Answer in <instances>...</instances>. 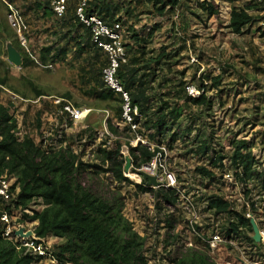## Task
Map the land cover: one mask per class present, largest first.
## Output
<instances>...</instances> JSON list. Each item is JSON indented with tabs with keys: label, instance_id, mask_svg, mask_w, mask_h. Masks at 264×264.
Masks as SVG:
<instances>
[{
	"label": "rangeland",
	"instance_id": "obj_1",
	"mask_svg": "<svg viewBox=\"0 0 264 264\" xmlns=\"http://www.w3.org/2000/svg\"><path fill=\"white\" fill-rule=\"evenodd\" d=\"M138 1L113 0L112 4L126 9L130 3V9H134L128 17L123 13L121 15L126 21L120 35L123 45L131 43L128 27L144 39L154 29L146 56L155 58L164 53L159 65L151 66L155 71L148 91L152 105L159 106V100L174 103L185 96L198 99L205 96L208 99L205 106L184 111L168 135L177 134L176 140L170 142L168 138L163 142L161 139L164 143L161 147L148 144L151 150L158 148L161 151L152 161L156 167L161 166L175 175L177 202L170 206L154 194L136 192L133 185L141 183L136 171L144 166L135 169L131 164L129 172L123 174L131 185H119L111 174L94 169H89L78 180L83 188L98 198L111 203L119 199L123 218L131 225L132 231L145 241L144 256L148 264H172L173 260L192 251L205 254L213 264H242V260L263 264L264 259L256 256V249L245 242L242 235L233 240L225 238L224 217L214 216L207 209V202L211 197L227 200L237 213L253 219L260 233L264 234V21L260 19L264 13L249 10L254 18L253 24L246 27L242 35H235L228 28L231 10L254 6L255 0H239L233 5L213 0L219 16L212 18L199 8V4L206 0H181L173 12L162 16L156 13L150 0ZM4 2L0 0V80L7 82L0 85V104L9 109L20 136L27 134L37 143L42 141L52 151L69 149L88 166H101L97 159L99 147L113 150L114 143L118 142L122 145V155L128 157L127 143L131 147L139 142L146 145L145 139L134 133L136 128L125 131L122 123L112 120L113 113L107 110L105 103L88 95L89 88L83 86L80 79L81 68H88L89 65L87 56H79L71 40L62 39L60 34L54 35L56 27L53 18L37 20L30 16L22 22L17 13L25 5L22 0L16 3V9H10L17 17L14 27ZM56 3L55 0L52 2V9ZM21 39L25 41L24 46ZM8 43L15 49L17 46L21 48L23 56L29 59L26 67L21 65L16 68L8 63ZM56 44L57 48L67 46L68 52L63 60L48 63L53 66L51 70L33 61L35 58L39 62L38 53L42 48ZM142 73L148 71L143 70ZM27 82L43 95L35 96ZM7 93L30 103L21 102L13 108ZM65 95L69 98H63ZM58 98L88 111L86 119L76 124L67 122L53 104V99ZM123 111L128 113L124 105ZM38 113L39 128L36 127ZM108 119L118 127L117 136L108 132ZM201 141L209 147L205 154L196 152ZM237 141H244L250 147L259 179L247 185L240 184L234 179L229 159L222 162L225 172L216 175V182H210L196 173L197 168L212 169L210 159L213 155L229 158L233 143ZM227 174L231 181L227 179ZM133 175L136 178H132ZM30 207L34 210L42 208L40 201ZM20 223L27 224L26 227L37 224L29 221ZM192 225L195 234L191 230ZM243 234L251 235L246 231ZM216 237L219 241L213 245ZM46 243L53 250L64 240L48 236ZM258 245L264 251V238ZM250 255L252 259L248 257Z\"/></svg>",
	"mask_w": 264,
	"mask_h": 264
},
{
	"label": "trees",
	"instance_id": "obj_2",
	"mask_svg": "<svg viewBox=\"0 0 264 264\" xmlns=\"http://www.w3.org/2000/svg\"><path fill=\"white\" fill-rule=\"evenodd\" d=\"M4 1L3 6L10 15L13 7L17 8L16 3L22 0ZM53 1L23 0L25 5L21 12L16 10L18 18L22 22L30 16L37 20L53 18L56 27L54 35L60 34L62 39L71 40L79 56L82 54L87 56L89 65L88 68H81L80 79L82 85L89 88L88 95L100 103H105L107 110L113 113L112 120L122 123L125 131H131V127H134L136 128L134 133L145 139L146 145L139 142L135 147H131L129 143L126 144L132 166L139 169L151 163L161 151L158 148L151 150L148 144L153 143L161 147L164 144L161 143V139L163 142L168 138L170 142L176 140L177 134L168 135L182 118L184 111L192 107H203L208 103V99L205 96L199 99L185 96L174 103L159 100V106L152 105L148 91L150 83L154 81L155 71L151 66H158L164 53L161 52L155 58L146 56V48L153 37L154 29L144 39L133 33L132 27H128L127 31L130 34L128 39L131 43L123 45L128 60L116 73L122 91L129 97L128 116L131 121L127 122L123 118L125 102L121 94H115L105 89L103 85L102 71L107 67V58L92 41L90 29L80 21L77 10L81 8L84 19L93 17L108 27L114 23L124 27L126 21L122 19V13L123 16L128 17L133 14L134 9H130V3L127 4L126 9L118 7L112 4L113 0H64L63 14L57 19L51 6ZM150 1L156 13L162 16L173 12L181 0ZM223 1L233 5L239 0ZM253 5L231 10L228 28L233 34L242 35L243 30L253 24L254 18L248 13L249 10L254 9L264 13V3L255 1ZM199 8L209 18L219 16L218 7L213 0L201 2ZM260 19L264 21V17ZM16 49L21 55V48L17 46ZM67 52V46L57 48L56 44L42 48L38 53V59L42 65H46L58 59L63 60ZM28 62L29 59L23 56L22 68L26 67ZM143 70L148 73H142ZM6 82L0 80V85ZM27 84L32 88L35 96L43 95L32 83L27 82ZM63 98L68 99L69 96L65 95ZM37 118L36 127L39 128L40 113ZM111 122L109 119L106 121L107 130L111 135L117 136L118 127ZM16 127L17 123L10 115L9 109L0 104V176L16 179L15 186L19 188V194L18 202L14 204L15 209L21 207V210H24L30 204L40 201L42 209L32 211L31 216L23 214L22 221L36 222L35 234L39 238L53 236L64 240L62 245L53 248L54 260L58 264H148L144 256L145 241L132 231L131 225L123 218L119 199L111 203L98 198L90 190L83 188L78 180L89 169H94L111 174L119 185H131L132 183L123 175L126 157L121 154L122 145L115 142L113 150L99 147L97 159L101 166H88L80 162V158L73 155L69 149L52 151L49 147L44 148L42 141L37 143L29 135L23 136L22 140L18 141L19 138L15 135ZM138 127L141 129H137ZM147 132L151 134L146 135ZM187 133H190L189 129ZM208 148L206 142L201 141L196 152L205 154ZM226 159H229L234 170V179L240 184L247 185L260 178L250 147L244 141L233 143V152L229 158L220 154L213 155L210 159L212 169L197 168L196 173L210 182H216V175L225 172L222 162ZM133 187L137 193L154 194L157 199L170 206H174L177 202L178 197L174 190L159 188L154 191L143 182ZM262 187L264 189V185ZM251 207L253 209V205ZM207 209L212 211L214 216L224 217L226 227L223 229V234L226 239L242 235L243 240L256 249V256L264 259L262 246L255 244L252 239L249 218L237 213L231 203L220 197L209 198ZM3 210L11 216L15 215L8 206ZM3 231L4 226L0 223V264H31L33 258L25 253L23 247L3 237ZM245 231L252 236L244 235ZM249 257L252 258L251 255ZM172 264L213 263L205 254L192 251L173 260Z\"/></svg>",
	"mask_w": 264,
	"mask_h": 264
},
{
	"label": "built area",
	"instance_id": "obj_3",
	"mask_svg": "<svg viewBox=\"0 0 264 264\" xmlns=\"http://www.w3.org/2000/svg\"><path fill=\"white\" fill-rule=\"evenodd\" d=\"M257 3H264V0H255ZM83 6V4H82ZM54 12L56 16L61 17L64 11V0H60L56 3L54 7ZM77 16L80 18V21L90 29L92 41L97 44V46L101 49L103 55L107 58V67L102 71V81L105 89H108L115 94H121L122 99L124 100V109L128 110L129 113V97L126 93L122 91V87L119 84L116 73L120 69V67L127 63L128 55L123 47V43L121 41V33L122 27L118 23H114L111 27L105 26L100 20L97 18H88L84 19L81 15V8L77 10ZM10 21L12 25L16 27V16L12 13L9 15ZM22 46L25 45V41L21 39ZM33 60V58L30 56ZM38 66L51 70L53 68L52 64L42 65V63L38 62L35 58L33 60ZM9 102L11 105L14 106L18 103H30L28 100H24L17 95L7 93ZM38 99V98H37ZM37 102V100L35 101ZM53 104L57 107L59 113L65 118V120L69 123L76 124L84 121L87 117L88 111L84 109H78L74 105L71 104L70 101L64 100L62 98L53 99ZM124 112V111H123ZM135 112V110L133 111ZM128 113H123V118L130 122V117ZM134 129V127H131ZM19 128H16L15 135L19 138L18 141L22 140V137L27 135H23L22 137L19 134ZM20 136V137H19ZM43 144V142H42ZM44 148L49 146L43 145ZM122 154V153H121ZM143 173L151 176L156 177L158 182L157 188H152L153 190H157L159 188H163L164 190H174L177 193L176 187V177L173 173L166 171L161 166L156 167L155 162H151L145 165L142 170ZM136 171V173L138 172ZM229 181L232 178L229 175H226ZM16 179L13 177L6 178L4 176H0V223L4 226L3 237L7 238L10 241L18 244L19 247H23L25 249V253L29 254L33 261L31 264H48V262L57 263L54 258L52 257V250L51 247H48L46 243V238H39L35 234V228L37 224L33 225L32 227H26L24 223H20L22 221V215L26 214L28 216L32 215V211H39L31 209V205L24 210H21V207L15 209V205L17 201V197L19 194V188L15 186ZM142 183V181H141ZM140 183V184H141ZM178 197V195H177ZM10 207V211L15 212L14 216H11L6 211L3 210L4 207ZM20 216V217H19ZM35 223V222H31ZM20 227L24 228V234L27 232H32L33 236L29 238H18L14 235V232L17 231ZM191 230L193 234H195V229L192 225ZM261 240L264 238V234L260 233ZM234 237L231 236L230 239L233 240ZM219 239L216 237L212 242L213 245L215 242H218ZM210 245V246H213ZM249 257V256H248ZM250 258V257H249ZM48 259V262H47ZM252 259V258H250ZM242 264H257V263H248L244 260L241 261ZM264 264V263H263Z\"/></svg>",
	"mask_w": 264,
	"mask_h": 264
},
{
	"label": "water",
	"instance_id": "obj_4",
	"mask_svg": "<svg viewBox=\"0 0 264 264\" xmlns=\"http://www.w3.org/2000/svg\"><path fill=\"white\" fill-rule=\"evenodd\" d=\"M6 54H7V61L11 65H13L16 68H20L22 65V56L20 53L12 46V44L8 43L6 44ZM131 166V160L126 157L125 158V166H124V173H128ZM137 176L140 177L141 181L149 188H157L158 182L156 180V177H151L142 171L137 172ZM250 226L252 229V239L255 244H259L261 241L260 231L254 222L253 219H250ZM24 228L20 227L17 231L14 232V235L18 238H29L33 236L32 232H27L26 234L23 233Z\"/></svg>",
	"mask_w": 264,
	"mask_h": 264
},
{
	"label": "bare ground",
	"instance_id": "obj_5",
	"mask_svg": "<svg viewBox=\"0 0 264 264\" xmlns=\"http://www.w3.org/2000/svg\"><path fill=\"white\" fill-rule=\"evenodd\" d=\"M132 178H136L134 175L133 176H131ZM138 181V180H137Z\"/></svg>",
	"mask_w": 264,
	"mask_h": 264
}]
</instances>
